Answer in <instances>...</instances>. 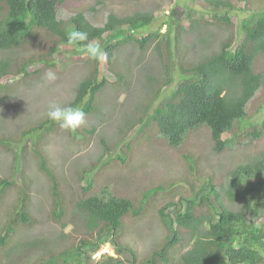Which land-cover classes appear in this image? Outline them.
I'll return each instance as SVG.
<instances>
[{
  "label": "trees",
  "instance_id": "1",
  "mask_svg": "<svg viewBox=\"0 0 264 264\" xmlns=\"http://www.w3.org/2000/svg\"><path fill=\"white\" fill-rule=\"evenodd\" d=\"M192 1L202 5L203 9H189L185 16L188 26L180 23L176 33L172 34L173 24L165 22L167 28L164 31L160 25L146 35H139L142 28L152 25L161 16L155 9L123 14L111 11L103 23L98 24L85 11L63 18L59 6L68 4L69 0H0V104L12 94L14 84L2 82L4 78H28L45 66L41 62H54L57 52L74 48L81 50L74 60L89 71L77 85L73 100L60 106L81 108L86 113L85 120L96 115L98 96L107 85L111 86L108 72L115 75L114 84L131 95L136 80L132 65L129 64L127 73L116 69L132 62L138 66V75L144 76L138 79L145 86L141 101H148L154 95L143 117H138L132 110L134 116H123L122 126L124 122L132 121L129 131L134 128L143 131L156 124L160 135L168 139L170 146L176 147L188 133L207 125L216 153L227 147L248 145L246 140H257L264 135V120L252 129L242 130L240 126L244 120L252 118L248 105L264 88V72L255 68L258 56L264 53V12L255 11L249 5L246 7L252 9V13L241 25L243 39L237 41L235 31L221 35L228 31L227 28L237 26L232 18V13L238 9L235 0ZM75 30L88 32V41L69 43L68 34ZM129 30L131 34L124 33ZM96 42L103 44V60H93L82 53L88 43ZM197 46L202 48L200 54L195 50ZM128 47L131 48L130 55L137 53L134 61L121 58ZM146 55L158 63V68L149 61H142ZM114 62L121 64L112 68ZM37 65L42 66L34 69ZM176 65L180 80L171 96L154 107L164 88L175 84ZM102 68L105 69L103 75ZM157 82H160V88L151 93ZM7 124L3 119L0 146L13 153L14 159L9 168L0 172V210L5 193L19 183L18 174H23V162L24 166L29 165L26 149L30 143L43 141L45 144L44 135L59 127L46 114L40 120L33 117L21 122L16 133H10L12 129L4 126ZM120 128L114 135L101 133L102 154L83 170L80 183L83 195H79L74 204L72 219L63 218L64 210H59L63 202L59 197L56 165L46 151L37 149V168L46 172L44 174H48L54 183L56 201L51 215L63 225L74 224L69 236L78 228L82 234L76 242L58 250L52 248L49 255L34 258L32 264H71L75 260H81L82 264H264V150L233 168L222 182L216 183L210 178L191 195L164 202L159 208L165 232L163 245L150 256L139 257L124 239L127 220L141 215L145 202L168 188L165 184H155L145 190L141 202L136 203L132 197L122 195L110 185L96 188L95 180H88L101 167L118 164L116 159L126 162L120 150L130 157L132 145L126 148L122 143L126 137L120 136ZM89 132L90 136L95 128ZM22 140L26 143L19 147H23L20 155L15 147L19 145L16 142ZM18 162H21L20 166ZM93 187V193H87ZM31 208L24 201L22 208L9 214L6 221H0V248L16 237L18 227L34 221ZM47 242L46 238L19 241L5 251L7 258L0 264H27L32 249L45 247ZM55 242L52 241V245ZM104 242H111L118 256L104 253L99 259L94 258ZM176 251L180 252L179 257H176Z\"/></svg>",
  "mask_w": 264,
  "mask_h": 264
},
{
  "label": "rangeland",
  "instance_id": "2",
  "mask_svg": "<svg viewBox=\"0 0 264 264\" xmlns=\"http://www.w3.org/2000/svg\"><path fill=\"white\" fill-rule=\"evenodd\" d=\"M235 1L238 4V9L232 13V18L237 26L231 29L227 28L228 31L226 33L221 32V35L225 36L235 31L237 32V41H241L243 39L241 25L244 19L252 13V9L264 12V0ZM248 5L252 9H247ZM59 7L63 18H69L78 11H85L98 24L103 23L107 13L111 11L123 14L139 9H155V12L161 16L152 25L142 28L138 32L139 35H146L150 31L156 30L160 25H162V30L164 31L167 28L165 22L173 24L175 28L173 27L172 34L176 33V27L180 23L188 26L189 22L186 21L185 16L190 8L193 10L203 9L202 5L192 0H69L68 4ZM125 32L127 34L132 33L130 30ZM98 45L101 48L103 47L101 42ZM127 49L123 51L124 57L122 55L121 58L134 61L137 53L130 55L131 48L128 47ZM195 50H197V54L202 52L200 46H197ZM184 51H187V48L184 47ZM20 52L25 53L26 51L20 50ZM82 53H86L85 49ZM80 54L81 50L77 51L74 48L63 49L55 54L54 62H41L45 66L40 69L39 73L36 72L34 75L24 79L22 77L9 76L2 80L4 83H14L11 88L12 94L7 95L3 103L0 104V117L5 122H8L4 126L12 129L10 133H16V127L21 122H27L33 117L40 120L45 116L51 103L60 105L73 100L77 85L80 84L89 71L88 67H83V65L78 64V61L74 60ZM85 55L88 56L87 53ZM70 56H72L71 59L69 58ZM145 60L152 65H157L158 68V63L149 58L148 55L142 58V61ZM120 64L114 62L112 68ZM129 64L132 65L131 68L136 75V80L133 82L134 91L132 88L131 95H129L127 90L119 89L118 85L114 84L115 75L108 72L107 76L110 79L111 86L107 85L98 96L94 113L96 115L86 119L75 131L58 130L59 127L55 128L58 131H48L44 135L45 144H43V141H36L34 144L30 143L26 149L27 152H25L29 154L27 159L29 165L24 166L23 162V174H18L20 177L18 179L19 183L14 188L9 189L2 198L0 221H6L9 214L12 215L22 208L24 201L32 206L31 216L34 221L18 227L19 230L16 237L0 248L1 263H4L7 258L5 251L19 241L42 238H46L48 241L45 247L32 249L31 259L25 262L32 264L35 263L36 259L34 258L49 255V252L53 250L52 248L58 250L64 245H70L74 241L76 242L77 238L82 234L78 231L80 229L78 228L69 236L68 234L72 232L74 224L68 223V221L67 225H63L61 221L54 219V216L51 215L56 201V195L53 191L54 183L48 174H44L46 172L37 168V149L43 153L46 151L51 158V162L56 165L57 178L59 180L57 184L60 191L59 197L60 202H63L59 210H64L63 218L72 219L74 204L78 200L79 195H83V186L80 184L83 181L81 179L83 170L85 167L91 166L93 164L92 161L102 154L101 133L114 135L121 126L118 133H120L121 137H126L122 143H125L126 148L130 147V144L132 145L130 157L119 149L121 154L126 157V162L116 159L118 164L101 167L88 180L94 179L96 188L110 185L122 195L132 197L136 203H140L143 192L155 184H165L168 188L165 192L151 197L148 202L146 201L145 210L141 215L127 220L128 226H126L124 232V239L137 251L139 257L150 256L154 251L160 250L163 245L162 240L165 232L159 216V208L164 202L169 199H178L181 196L191 195L194 189L210 178L216 183L222 182L224 176L233 168L247 162L264 150L263 135L257 140H246L248 145L227 147L223 152L216 153L211 138V130L207 125L198 127L188 133L183 142L176 147L170 146L168 139L160 135L156 124L143 131L138 128L129 131L128 128L133 123L132 121H127L122 126L123 116H134L132 115L133 110L138 117H143L148 108L147 104L149 105V101L154 95L148 101H141L145 86L138 79L144 76L138 75V66H135L132 62H127L126 65L116 70L127 73L128 69H130ZM41 66L37 65L34 69ZM177 67L176 65L174 70L175 84L164 88L163 94L159 97L154 107L171 96L173 89L180 80ZM108 68L107 66V71ZM255 68L257 71L264 72V53L258 56ZM49 71L55 73L54 79L48 77L47 73ZM101 74H105L104 68H102ZM159 88L160 82H157L151 93L156 92ZM136 106L137 108H135ZM247 110L252 118L248 121L244 120L240 124L242 130L252 129L264 120V88L251 100ZM3 119H0V127ZM92 128H95V132L89 136V130H92ZM2 132L4 133V130L0 128V134ZM240 134L238 133L239 136ZM24 141L16 142L19 145L15 147V150L17 148L16 152L20 155L23 152V147L20 149L19 147L26 143ZM42 144L45 149L42 148ZM13 159L14 154L0 146V172L10 167ZM20 164L21 162H18V166ZM94 187L88 190L87 193H93ZM16 189L19 190L17 191ZM52 241H56L54 245H52ZM104 253L118 256L111 242L102 243L100 250L93 256L99 259ZM175 254L176 257L180 256V252L176 251ZM17 260L20 259L17 258ZM79 261L81 260H75L71 264H82ZM162 264H173V262H162Z\"/></svg>",
  "mask_w": 264,
  "mask_h": 264
},
{
  "label": "clouds",
  "instance_id": "3",
  "mask_svg": "<svg viewBox=\"0 0 264 264\" xmlns=\"http://www.w3.org/2000/svg\"><path fill=\"white\" fill-rule=\"evenodd\" d=\"M67 38L69 43H82L88 41L89 34L86 31L75 30L70 32ZM85 51L90 59L103 60L105 58V54L98 44L88 43ZM47 75L50 79L55 78V73L51 71ZM85 116L86 113L79 107L71 105L62 107L55 103H51L46 112V117L49 120L57 123L60 128L67 131H75L79 128L84 123Z\"/></svg>",
  "mask_w": 264,
  "mask_h": 264
}]
</instances>
